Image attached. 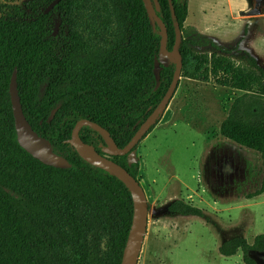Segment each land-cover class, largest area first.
Masks as SVG:
<instances>
[{
    "label": "trees",
    "instance_id": "16d2710c",
    "mask_svg": "<svg viewBox=\"0 0 264 264\" xmlns=\"http://www.w3.org/2000/svg\"><path fill=\"white\" fill-rule=\"evenodd\" d=\"M51 1L0 0V264H120L133 213L130 192L81 158L67 140L76 121L85 118L124 147L169 87L173 64L161 65L155 87L153 65L162 35L155 19L150 21L149 5L162 22L167 50L179 32L180 77L241 91L219 133L260 155L261 183L246 198L264 192V68L254 56L243 52L235 58L208 36L189 37L187 0H111V8L89 12L112 20L98 26L109 44L80 66L75 62L76 28L84 17L80 1L59 0L45 12ZM14 68L25 118L70 167L45 165L18 144L9 97ZM79 136L101 153L100 132L82 126ZM110 157L136 178L137 162ZM168 212L203 216L183 199L171 201ZM218 252L225 257L240 252L243 264H260L253 254L264 256V233L251 242L231 237Z\"/></svg>",
    "mask_w": 264,
    "mask_h": 264
},
{
    "label": "rangeland",
    "instance_id": "374dc122",
    "mask_svg": "<svg viewBox=\"0 0 264 264\" xmlns=\"http://www.w3.org/2000/svg\"><path fill=\"white\" fill-rule=\"evenodd\" d=\"M79 1L84 17L76 28L75 62L84 66L109 44V35L98 29L100 22H112L89 12L100 6L105 11L103 5L111 8V0ZM187 4L189 37L208 36L235 58L248 52L264 68V7L259 14L245 15L241 12L251 8L249 0H187ZM174 61L170 57L168 63L174 66ZM191 84V79L180 77L178 93L174 91L151 131L122 158L127 165L138 163L136 178L149 208L137 264H243L240 252L220 255V243L234 236L251 242L264 233V193L246 198L261 183L260 155L219 133L220 122L241 91ZM196 107L204 110L201 119L187 115ZM175 199L201 208L203 216L170 214L165 207ZM253 255L264 264L263 255Z\"/></svg>",
    "mask_w": 264,
    "mask_h": 264
},
{
    "label": "water",
    "instance_id": "95a60500",
    "mask_svg": "<svg viewBox=\"0 0 264 264\" xmlns=\"http://www.w3.org/2000/svg\"><path fill=\"white\" fill-rule=\"evenodd\" d=\"M59 0H52L45 8V12L49 11ZM264 7V0L257 1L253 6L241 13L245 15H255L262 12ZM148 15L150 21L159 24L162 27L160 34L162 35L161 47L157 58L154 60L153 75L155 79V87L157 88L160 82V70L161 65H168L170 57H174V72L169 87L167 88L164 96L161 98L156 107L150 112L147 118L138 126L131 139L124 147H118L115 141L110 136V133L98 125L96 122L82 118L76 121L74 124L70 138L67 140L71 144L76 152L88 163L107 171L109 174L119 179L129 190L132 203L133 213L130 229L126 239V243L123 249L120 264H137L139 253L144 241V236L147 229L148 221V202L145 192L140 185L137 178L132 176L123 166L115 162L110 156H122L130 152L143 137V135L149 130V128L155 124L158 118L163 114L166 109L169 100L171 99L174 91L176 90L182 67L181 56L179 52L180 35L177 31L173 47L170 50L166 49L164 41L165 33L162 22L155 17L152 7H148ZM9 97L11 102L12 114L14 118V127L16 131V137L18 144L33 158L39 160L41 163L56 168H68L70 163L63 156L55 153L52 150L51 144L47 138L35 132L31 124L25 118L20 99L17 92L16 83V69L14 68L10 81H9ZM54 109L50 112L48 121L51 120L54 114ZM82 126H89L104 137V145L101 146V153L96 150L91 144L85 143L79 136V129ZM168 211V205L165 207Z\"/></svg>",
    "mask_w": 264,
    "mask_h": 264
},
{
    "label": "crops",
    "instance_id": "0c3cea01",
    "mask_svg": "<svg viewBox=\"0 0 264 264\" xmlns=\"http://www.w3.org/2000/svg\"><path fill=\"white\" fill-rule=\"evenodd\" d=\"M192 81H193V84H191V85H195V83L200 82V81H195V80H192ZM179 88H180V85L177 87L175 93H178ZM238 91H239V90H238ZM240 94H241V93H240ZM189 113H193L195 116L199 117V119H201V118L204 116V110H203L202 107H200V108H197V107H196V108H193V109H191V110H187V115H188ZM263 193H264V192H263Z\"/></svg>",
    "mask_w": 264,
    "mask_h": 264
},
{
    "label": "flooded vegetation",
    "instance_id": "af4514ba",
    "mask_svg": "<svg viewBox=\"0 0 264 264\" xmlns=\"http://www.w3.org/2000/svg\"><path fill=\"white\" fill-rule=\"evenodd\" d=\"M257 1H259V0H249V5H250V7H252L253 4H254L255 2H257Z\"/></svg>",
    "mask_w": 264,
    "mask_h": 264
}]
</instances>
